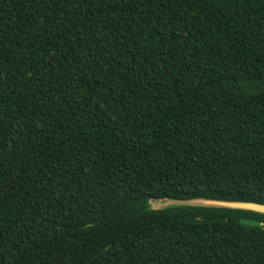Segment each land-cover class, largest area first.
I'll return each instance as SVG.
<instances>
[{
	"label": "trees",
	"instance_id": "obj_1",
	"mask_svg": "<svg viewBox=\"0 0 264 264\" xmlns=\"http://www.w3.org/2000/svg\"><path fill=\"white\" fill-rule=\"evenodd\" d=\"M200 199L264 204V0H0V264H264Z\"/></svg>",
	"mask_w": 264,
	"mask_h": 264
},
{
	"label": "water",
	"instance_id": "obj_2",
	"mask_svg": "<svg viewBox=\"0 0 264 264\" xmlns=\"http://www.w3.org/2000/svg\"><path fill=\"white\" fill-rule=\"evenodd\" d=\"M163 200L171 201L170 204H176L177 203L176 201L170 200V199H163ZM194 201H200L201 202V203H196V204L222 206V207L237 208V209H248V210H254V211L264 213V204H259V203L227 202V201H216V200H205V199L194 200ZM191 203H193V202L191 201Z\"/></svg>",
	"mask_w": 264,
	"mask_h": 264
},
{
	"label": "rangeland",
	"instance_id": "obj_3",
	"mask_svg": "<svg viewBox=\"0 0 264 264\" xmlns=\"http://www.w3.org/2000/svg\"><path fill=\"white\" fill-rule=\"evenodd\" d=\"M150 202H151L152 207L154 208L164 207L171 203V201H168V200H162L159 202L158 200H154V199H152ZM193 202L201 203L200 201H193Z\"/></svg>",
	"mask_w": 264,
	"mask_h": 264
}]
</instances>
